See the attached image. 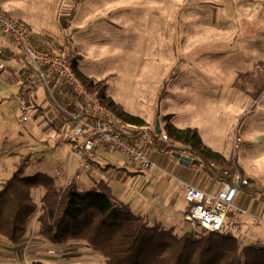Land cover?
<instances>
[{
    "label": "rangeland",
    "instance_id": "1",
    "mask_svg": "<svg viewBox=\"0 0 264 264\" xmlns=\"http://www.w3.org/2000/svg\"><path fill=\"white\" fill-rule=\"evenodd\" d=\"M6 1L10 5L0 11L81 52L80 72L101 79L114 74L108 89L125 110L152 128L157 122L163 129L168 122L198 128L205 142L228 159L236 156L264 186V0ZM2 78L0 186L24 161V175L47 172L58 185L85 172L79 160L69 170V153L38 131L31 111ZM15 78L17 92L23 75ZM55 99L61 103L57 92ZM236 135L244 139L237 150ZM33 191L40 201L44 187ZM160 206V215H178L177 207ZM182 218L183 228L179 221L174 225L179 234L195 227ZM10 245L0 237V264H106L86 242H47L35 218L20 247Z\"/></svg>",
    "mask_w": 264,
    "mask_h": 264
},
{
    "label": "trees",
    "instance_id": "2",
    "mask_svg": "<svg viewBox=\"0 0 264 264\" xmlns=\"http://www.w3.org/2000/svg\"><path fill=\"white\" fill-rule=\"evenodd\" d=\"M17 22L30 33L39 48L71 56V51H67L64 44L33 31L31 26L21 20ZM79 58L81 56L77 55L73 60V67L87 88L121 117L124 125L146 127L148 124L144 118L125 110L106 93L114 74L102 79L87 76L77 68ZM55 83L61 90L71 92L61 81L55 80ZM171 116L168 114L166 117ZM153 133L157 136L167 134V151L191 156L219 180L224 179L223 172L226 169L234 167H238L244 177L237 157L228 159L213 149L203 140L196 127H178L168 122L159 133L156 128ZM136 134L132 132L126 136L137 139L140 134ZM25 163L0 186V237L7 239L13 246L22 243L35 218L38 232L47 242H86L104 257L106 264H264V242L242 241L232 211L220 230L211 231L193 223L194 229L179 234L161 223L151 224L146 216L135 212L129 203L115 198L107 182L101 181L97 187L87 190H79L74 179L59 186L45 172L24 175ZM247 182L243 181L242 185H247ZM40 186L45 191L40 201H36L32 192ZM29 264L47 263L33 260Z\"/></svg>",
    "mask_w": 264,
    "mask_h": 264
},
{
    "label": "crops",
    "instance_id": "3",
    "mask_svg": "<svg viewBox=\"0 0 264 264\" xmlns=\"http://www.w3.org/2000/svg\"><path fill=\"white\" fill-rule=\"evenodd\" d=\"M1 2L0 7L5 8V6L10 5L6 0ZM21 21L31 26L33 31L40 32L44 37H49L47 33L37 29L31 22L26 20ZM62 44L65 45L67 51L76 52L77 55L83 56L81 52H78L71 45ZM88 49L89 48L86 47L84 51L86 52ZM0 60H3L5 65L4 71L0 72V78L4 76L2 79L8 82L10 90H13V94L15 93L17 97L16 91L14 90L15 79L17 81L15 74L23 75L26 64L22 58L19 46L1 29ZM6 60L9 64H6ZM55 91L60 95L61 103H58L59 105L51 100L46 94L45 87L42 85H38L32 90L29 106L26 107L22 105L25 109L31 111L34 126L38 131L45 132L49 139L56 142L60 148H64L69 153V170L74 166V163L77 162L76 160H79L80 163L83 164L86 171H77L74 176L79 190L97 187L101 181L107 182L115 198L129 203L131 208L136 210L137 213L146 215L151 224L158 222L167 228L174 229V225L179 222L180 227L184 225L181 223V217H184L190 207L182 191L183 181H188L205 190H218L220 188L221 180L212 176L206 169L197 164V162H192L189 166L181 164L179 159L173 156V152L166 150L168 140H164L162 135H155L153 129L156 128V126L152 128L150 124L143 128L126 126L128 133L135 132L137 133L136 136L140 134L137 139L139 143L144 146L147 156L153 161V165L147 170H141L137 163L130 160V158L122 152L105 146L99 147L98 154L95 158L91 159L89 162H84L78 155L72 153L73 144L68 142L65 137L66 129L71 124H74V122L64 113V110L70 112L82 111V105L69 90L66 92L61 90L58 84H55ZM106 93L117 101L108 87ZM3 98L0 92V105L3 103L6 104L5 101H2ZM169 113H171V111L168 112V114ZM160 129H163L162 126H160ZM40 142L46 143V141ZM119 153L126 158L120 156ZM239 165L244 171L243 181L248 182L247 185L241 186L235 198L238 209L232 210V217H234L235 221L238 223L236 230L240 231L242 241L245 243L264 242V186L259 187L258 182L248 176V171L244 166L240 163ZM84 173H86L85 176ZM72 179H66L65 183L59 186H64ZM158 191H160L161 196L165 197H156ZM32 193L34 197V191ZM43 194L44 192L42 193L40 191V199ZM162 203L168 205V207H177L179 209L176 218H174V214L171 213L168 215L165 213L164 215L159 214V212L163 211L160 206ZM167 224H172V226L168 227L169 225ZM19 247L20 245L13 246L10 247V249H18Z\"/></svg>",
    "mask_w": 264,
    "mask_h": 264
},
{
    "label": "built area",
    "instance_id": "4",
    "mask_svg": "<svg viewBox=\"0 0 264 264\" xmlns=\"http://www.w3.org/2000/svg\"><path fill=\"white\" fill-rule=\"evenodd\" d=\"M0 29L19 46L26 64L23 79L16 92L23 105L29 106L31 92L38 85L44 86L51 100L58 104L55 99V80L66 85L82 103V111L64 110L74 122L65 132L67 141L73 144L74 155H78L84 162H89L97 156L99 147L105 146L122 152L137 163L141 170H147L153 165V161L147 156L144 146L138 139L126 136L128 131L122 118L110 110L95 92L87 88L73 67L75 55L71 57L50 49L39 48L30 33L2 11ZM3 67V64H0V68ZM24 119H27V116ZM162 138L167 140L168 135L163 134ZM243 140L242 135H236L235 150ZM223 173L225 177L221 180L218 190H205L188 181L182 182L184 197L190 204L184 215L186 221L216 231L223 227L228 213L238 209L235 198L242 186L243 176L238 167L226 169Z\"/></svg>",
    "mask_w": 264,
    "mask_h": 264
},
{
    "label": "water",
    "instance_id": "5",
    "mask_svg": "<svg viewBox=\"0 0 264 264\" xmlns=\"http://www.w3.org/2000/svg\"><path fill=\"white\" fill-rule=\"evenodd\" d=\"M156 130L157 132H160V124L159 122H157L156 125ZM173 156L176 157L177 159H179V161L181 162V164L189 166L190 163L192 162H197L196 159H193L191 156L187 155V154H183V153H179V152H173Z\"/></svg>",
    "mask_w": 264,
    "mask_h": 264
}]
</instances>
